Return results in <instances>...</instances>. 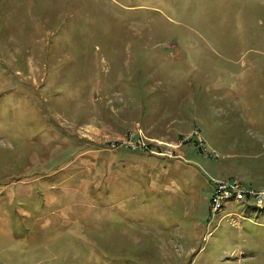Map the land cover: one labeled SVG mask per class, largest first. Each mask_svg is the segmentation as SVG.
<instances>
[{"label":"rangeland","instance_id":"1","mask_svg":"<svg viewBox=\"0 0 264 264\" xmlns=\"http://www.w3.org/2000/svg\"><path fill=\"white\" fill-rule=\"evenodd\" d=\"M213 179L264 204V0H0V264H264Z\"/></svg>","mask_w":264,"mask_h":264},{"label":"built area","instance_id":"2","mask_svg":"<svg viewBox=\"0 0 264 264\" xmlns=\"http://www.w3.org/2000/svg\"><path fill=\"white\" fill-rule=\"evenodd\" d=\"M132 142L133 139L131 138ZM126 146H129L132 149H138L139 144H130L128 141L125 142ZM216 156V152H213ZM213 191L211 197V208H210V218L212 219L222 208V203L225 199H233L234 202L247 203L250 197L256 198V203L258 206L263 204V199L261 196L257 194H253V192L243 187L241 184L230 181L225 182L223 180L213 179ZM259 194V193H258ZM264 205V204H263Z\"/></svg>","mask_w":264,"mask_h":264}]
</instances>
